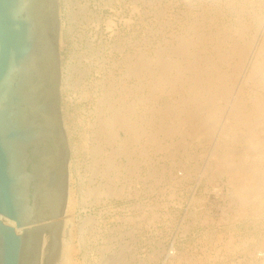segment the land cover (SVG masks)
<instances>
[{
	"label": "rangeland",
	"instance_id": "rangeland-1",
	"mask_svg": "<svg viewBox=\"0 0 264 264\" xmlns=\"http://www.w3.org/2000/svg\"><path fill=\"white\" fill-rule=\"evenodd\" d=\"M59 6L73 208L55 264H264V0ZM211 76L216 120L185 100ZM117 107L134 133L105 125Z\"/></svg>",
	"mask_w": 264,
	"mask_h": 264
},
{
	"label": "water",
	"instance_id": "water-1",
	"mask_svg": "<svg viewBox=\"0 0 264 264\" xmlns=\"http://www.w3.org/2000/svg\"><path fill=\"white\" fill-rule=\"evenodd\" d=\"M59 0H0V264H55L69 192Z\"/></svg>",
	"mask_w": 264,
	"mask_h": 264
},
{
	"label": "bare ground",
	"instance_id": "bare-ground-1",
	"mask_svg": "<svg viewBox=\"0 0 264 264\" xmlns=\"http://www.w3.org/2000/svg\"><path fill=\"white\" fill-rule=\"evenodd\" d=\"M241 32H242V31H241ZM238 34H239V33H238ZM240 36H241V35H240ZM242 39H243V38H242ZM246 41H247V39H246ZM262 41H263V40H262ZM247 42H248V41H247ZM249 42H250V41H249ZM242 43H243V42H242ZM232 44H233V43H232ZM248 45H249V44H248ZM248 45H247V46H248ZM234 46H235V45H234ZM234 46L232 45V47H234ZM263 46H264V45H263ZM263 46H262V47H263ZM240 47H241V46H240ZM242 47H243V46H242ZM238 48H239V47H238ZM244 48H245V47H244ZM233 49H235V48H233ZM240 49H241V48H240ZM260 49H261V48H260ZM263 49H264V48H263ZM226 51H228V50H226ZM260 51H261V50H260ZM233 52H234V51H233ZM238 52H240V51H238ZM242 52H243V51H242ZM257 52H258V51H257ZM240 53H241V52H240ZM243 53H244V52H243ZM258 53H259V52H258ZM227 54H229V53H227ZM227 54H226V55H227ZM216 55H217V54H216ZM218 55H221V54H218ZM241 55H242V53H241ZM241 55H240V57H242ZM259 55H260V53H259ZM262 55H263V54H262ZM222 56H223V55H222ZM230 56H231V54H230ZM158 57H159V56H158ZM228 57H229V56H228ZM147 58H148V57H147ZM211 58H212V57H211ZM154 59H155V58H154ZM198 59H199V58H198ZM200 59H201V57H200ZM202 59L204 60V58H202ZM218 59H220V58H218ZM221 59H222V58H221ZM263 59H264V58H263ZM152 60H153V59H152ZM199 61H201V60H199ZM219 61H220V60H219ZM227 61H228V60H227ZM255 61H256V59H255ZM261 61H262V60H261ZM157 62H159V61H157ZM157 62H156V63H157ZM201 62H202V61H201ZM253 62H254V61H253ZM256 62H257V61H256ZM259 62H260V61H259ZM177 63H178V62H177ZM257 63H258V62H257ZM195 64H196V61H195ZM154 65H156V64L154 63ZM161 65H162V64H161ZM206 65H207V64H206ZM260 65H261V64H260ZM164 66L166 67V64H165ZM170 66H171V64H170ZM182 66H183V65H182ZM182 66H180V64H179V67H182ZM186 66H187V65H186ZM156 67H157V66H156ZM161 67H163V66H161ZM165 67H163V68L165 69ZM179 67H178V68H179ZM138 68H139V67H138ZM189 68H190V67H189ZM258 68H260V67H258ZM258 68H256V69H258ZM133 69H134V68H133ZM180 69H181V68H180ZM131 70H132V69H131ZM158 71H159V70H158ZM178 71H179V70L177 69V72H178ZM180 71H181V70H180ZM215 71H216V70H215ZM131 72H132V71H131ZM135 72H136V71H135ZM199 72H200V71H199ZM199 72L197 71V73H199ZM220 72H221V71H220ZM261 72H262V71H261ZM178 73L181 74V72H178ZM183 73H184V72H183ZM183 73H182V74H183ZM222 73H223V72H222ZM134 74H135V73H134ZM216 74H217V72H216ZM216 74H215V75H216ZM211 75H212V74H211ZM226 75H227V73L225 74V72H224L223 75L220 73V74H218V76L216 75L217 77L214 76V78L220 80V81L217 80V81L220 83V82L224 79L223 77L226 76ZM209 77H210V76H209ZM178 78H179V77H178ZM186 78H188V77H186ZM207 78H208V77H207ZM211 78H212V76H211ZM211 78H209L208 80H206V81H208V82H206V85H204V84L202 83L204 86H202V88H201L200 90H199V88H200V87H199V88L197 89L196 92H192V94L190 93L189 97L186 98V99L184 98V99H185V100L188 99V101H189V102H193V104H194V102H195V105H196V106L194 107V110L196 109V111H197V109L199 110L200 107H202V108H200V109L207 108L208 110H209V108H210V112H209V113L204 109V110L206 111L205 114H206V113H207V115H208V114H210V115L212 114V115L214 116L213 113H214V112L216 113V111H218V110L215 111V109L213 108L214 106H213V107H209V108L207 107V105L210 106L209 104H210V102H211V98H212V97L209 98V97H210V96H209V97L207 98V100H202L201 98H198L200 95H202V94L206 91L205 88H212V87H214V85H215V84H214L215 80H214V78H212V79H211ZM225 78H227V77H225ZM210 79H211V80H210ZM195 80H196V79H195ZM224 81H225V80H224ZM202 82H203V81H202ZM222 82H223V81H222ZM222 82H221V84H222ZM192 84H193V83H192ZM224 84H225V83H224ZM263 84H264V81H263ZM218 85H219V84H218ZM222 85H223V84H222ZM193 86H194V85H193ZM220 86H221V85H220ZM218 87H219V86H218ZM218 87H217V88H218ZM188 88H189V86H188ZM188 88H186V89L188 90ZM196 88H197V87H196ZM196 88H195V90H196ZM215 88H216V87H215ZM212 89H213V88H212ZM221 89H222V87H220L219 90H221ZM190 90H191V89H190ZM213 90H215V89H213ZM213 90H212V92H213ZM225 90L227 91V89H225ZM193 91H194V90H193ZM228 91H229V89H228ZM207 92H208V94H211V91L208 90ZM209 92H210V93H209ZM216 92H217V89L215 90V93H216ZM220 92H221V91H220ZM224 92H225V91H224ZM215 93H214V96H215ZM218 93H219V92H218ZM225 93L227 94V92H225ZM219 94H220V93H219ZM223 94H224V93H223ZM211 95H212V94H211ZM224 95H225V94H224ZM224 95H223V96H224ZM218 96L221 97L220 95H218ZM216 97H217V95H216ZM219 97H218V98H215L216 100L213 99V103H212V102H211V103H212V104H214L215 102L218 103V99H219ZM213 98H214V97H213ZM180 99H183V98H180ZM184 99H183V101H184ZM220 99H222V97H221ZM225 99H226V98H224L223 100H225ZM181 101H182V100H180V102H181ZM214 101H215V102H214ZM225 101H226V100H225ZM225 101H224V102H225ZM184 102H185V101H184ZM179 104H181V103H179ZM187 104H188V103H187ZM187 104H185V105H186V108L189 109L190 107H187V106H188ZM212 104H211V106H212ZM236 104H237V103H236ZM238 104H239V103H238ZM203 106H204V107H203ZM205 106H206V107H205ZM263 106H264V105H263ZM196 107H197V108H196ZM234 107H235V106H234ZM113 108H114V107H113ZM113 108H111V109L113 110ZM182 108L185 109V107H183V105H182ZM191 108H192V107H191ZM119 109H120V108H119ZM119 109H118V107H117L116 111H115V110L113 111V112H115V113H114V114L111 113V116L108 117L109 119H107L105 125L107 126V124L109 123L110 125L108 124V125H109V126H107L108 128H109L111 125H112V128H113V126H118V127H121V126H125V127H126V126H127L128 128H130V130H131V129L133 130L132 125H131V124H132V123H131L132 121L130 122V117H129L128 115H126V114H121V113H119V111H120ZM121 109H122V108H121ZM184 109H182V110H184ZM188 109H187V110H188ZM239 109H240V107H239V108L235 107V108H233V110L231 109V112H232V113H231L230 115L233 116V117H238L240 114H242V113H240V110H239ZM242 109H244V108H242ZM251 109H253V108H251ZM112 110H111V111H112ZM190 111H191V110L189 109L188 112H190ZM192 111H193V110H192ZM201 111H202V110H201ZM201 111H200V113H201ZM242 111H243V110H242ZM251 111L254 112V110H251ZM255 111H256V112H260V113H264V107H259L258 111H257V110H255ZM127 112H128V111H127ZM179 112L181 113V110H179ZM179 112H176V113H179ZM182 112H183V111H182ZM185 112H186V111H185ZM188 112H187V113H188ZM197 112H198V111H197ZM197 112H196V113H197ZM218 112H219V111H218ZM124 113H125V112H124ZM131 113H132V111H131ZM176 113H175V114H176ZM187 113H185V114H187ZM200 113H199V114H200ZM175 114H174V115H175ZM182 114H183V113H182ZM193 114H194V117H195V118H196V116H198L197 114H196V116H195V111H193ZM193 114H192V113H191V114L188 113L186 116H190V115L193 116ZM244 114H245V113H243L242 116H243ZM178 115H179V114H178ZM202 115H203V114H202ZM207 115L205 116V120H204V122H203V120H201L202 118H199V116H198L199 123L201 122L199 125H201V124H203V123L205 124V122H207V120H206L207 118H206V117L209 118V116H210V115H209V116H207ZM215 115H216V114H215ZM106 116H107V115H106ZM176 116H177V114L175 115V118H176V120H177V117H176ZM186 116L182 117V118H181L182 120L179 119L178 121H180V122L182 121V122L180 123L181 125H182L183 123H187V124H185V125H188V124H189V127H188V128H190V124H191V123H188L187 120H185V122L183 121L184 118H185ZM192 116H191V117H192ZM240 116H241V115H240ZM200 117H201V116H200ZM202 117H204V116H202ZM211 117H212V116H211ZM214 117H215V120H216V116H214ZM217 117H218V116H217ZM243 118H245V116H243ZM173 119H174V118H173ZM187 119H188V118H187ZM189 119H190L191 122H192V119H194V118H192V119L189 118ZM196 119H197V118H196ZM203 119H204V118H203ZM246 119H247V117H246ZM246 119H245V120H246ZM213 120H214V118L210 119V121H213ZM243 120H244V119H243ZM247 120H248V119H247ZM178 121H177V122H178ZM195 121H197V120H195ZM195 121H194V122H195ZM210 121H209V124H208V125H210ZM107 122H108V123H107ZM170 122H171V121H170ZM177 122H175V123H177ZM189 122H190V121H189ZM194 122H193L191 125H193ZM202 122H203V123H202ZM172 123H173V121H172ZM172 123H170V124H172ZM211 123H212V122H211ZM170 124H169V125H170ZM173 124H174V123H173ZM204 124H203V126H204ZM169 125H168V129H169ZM177 125H178V123H177ZM194 125H195V124H194ZM196 125H198V124H196ZM206 125H207V124H205V126H206ZM208 125H207V126H208ZM211 125H212V124H211ZM211 125H210V126H211ZM127 127H126V128H127ZM173 127H174V125H172V127H170L171 132H172V128H173ZM175 127L178 129V126H175ZM175 127L173 128L174 130H176ZM186 127H187V126H186ZM196 127H197L196 130H197L200 126H196ZM201 127H202V125H201ZM201 127H200L199 130H201ZM208 127H209V126H208ZM211 127H212V126H211ZM211 127L209 128V130H211ZM104 128H105V127H104ZM110 128H111V127H110ZM112 128H111V129H112ZM126 128H125V129H126ZM161 128L163 129V127H161ZM182 128H183V127H182ZM142 129H143V128H142ZM191 129H192V128H190V131H191ZM205 129H207V127H205ZM116 130H117V129H116ZM185 130H186V129H185ZM192 130H194V129H192ZM199 130H198V131H199ZM106 131H107V130H106ZM110 131H111V130H110ZM128 131H129V129H128ZM134 131H135V130H133V133H134ZM161 131H163V130H161ZM165 131H166V130L164 129L163 132H165ZM168 131H169V130H167V132H168ZM181 131H184V130H181ZM190 131H189V134L191 133ZM194 131H195V130H194ZM201 131H202V130H201ZM203 131H204L203 134H205V131H206V130H203ZM108 132H109V131H108ZM111 132H112V131H111ZM113 132H114V131H113ZM130 132H131V131H130ZM142 132H143V131H142ZM156 132H157V131H156ZM167 132H166V133H167ZM196 132H197V131H195V133H196ZM209 132H210V131H209ZM133 133H132V134H133ZM161 133H162V132H161ZM168 133H169V132H168ZM197 133H201V134H202V132H197ZM197 133H196V138H197ZM207 133H208V130H207ZM164 134H165V133H164ZM170 134H171V133H170ZM170 134H169V135H170ZM173 134H174V133H173ZM187 134H188V133H187ZM201 134H200V135H201ZM139 135H140V134H139ZM166 135H168V134H166ZM193 135H194V134H193ZM200 135H199V136H200ZM113 136H114V135H113ZM179 136H180V135H179ZM189 136H191V135H189ZM189 136H188V137H189ZM201 136H202V135H201ZM152 137H153V136H152ZM154 137H155V136H154ZM183 137H184V136H183ZM189 138H190V137H189ZM194 138H195V136H194ZM194 138L192 137V139H194ZM156 139H157V138H156ZM156 139H155V140H156ZM160 139H161V138H160ZM160 139H159V140H160ZM198 139H199V137H198ZM125 140H126V139H125ZM179 140H180V139H179ZM150 142H151V141H150ZM156 144H157V143H156ZM159 144H160V143H159ZM159 144H157V145H159ZM150 147H151V146H150ZM155 147H156V145H155ZM160 147H162V146H160ZM94 149H96V147H95ZM94 149H93V150H94ZM157 149H158V148H157ZM97 151H99V150H97ZM224 165H225V164H224ZM226 165H227V164H226ZM224 167H225V166H224ZM221 168H222V167H221ZM223 169H224V168H223ZM225 169H226V168H225ZM162 170H163V169H162ZM186 172H187V171H186ZM218 172H219V171H218ZM173 181H174V180H173ZM169 186H170V185H169ZM172 189H174V188H172ZM193 189H194V188H193ZM113 193H114V191L112 192V194H113ZM118 193H119V191H118ZM106 194H107V193H106ZM171 195H172V194H171ZM168 196H169V195H168ZM169 197H171V196H169ZM72 208H73V200H72L71 190H69V193H68V199H67L66 211H69V210L71 211ZM86 217H87V216H86ZM88 217H89V216H88ZM0 218H2L4 221H6V222H8V223H10V224H14L12 221H10V220H8V219L2 217V216H0ZM92 218H93V217H92V215H91V218H89V219H92ZM89 219H86V220L88 221ZM82 220H83V224H84V222H86V221H84L85 219H82ZM64 221H65V220H64ZM67 221H68V220H67ZM88 222H89V221H88ZM63 228H64V227H63ZM62 230H63V229H62ZM62 234H63V233H62ZM66 234H67V233H66ZM65 255H66V253H65ZM65 255H64V254H63V255L61 254V259H60L61 264H64L63 261L65 260ZM68 256H69V255H68ZM66 261H67V260H66ZM69 261H72L71 258H70ZM69 263H70V262H69Z\"/></svg>",
	"mask_w": 264,
	"mask_h": 264
}]
</instances>
